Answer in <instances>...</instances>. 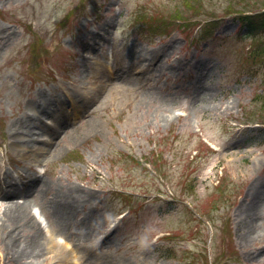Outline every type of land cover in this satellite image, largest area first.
<instances>
[{
	"label": "rangeland",
	"instance_id": "obj_1",
	"mask_svg": "<svg viewBox=\"0 0 264 264\" xmlns=\"http://www.w3.org/2000/svg\"><path fill=\"white\" fill-rule=\"evenodd\" d=\"M261 6L202 0L195 12L182 0H0V32L10 33L0 45V177L22 185L41 175L47 193L27 198L47 233L59 226L50 199L91 194L66 236L57 234L75 249L71 262L264 264V60L249 55L264 35L228 15ZM164 45L148 68L141 60ZM123 65L141 86L107 76L106 67ZM107 78L121 99L107 84L75 116L68 90L83 83L91 92ZM31 97L37 110L25 107ZM39 107L62 110L70 123L44 135L51 141L38 156L9 144L7 124L24 110L32 125H52ZM9 200L0 196V211ZM7 234L0 229V264H16L4 258Z\"/></svg>",
	"mask_w": 264,
	"mask_h": 264
},
{
	"label": "bare ground",
	"instance_id": "obj_2",
	"mask_svg": "<svg viewBox=\"0 0 264 264\" xmlns=\"http://www.w3.org/2000/svg\"><path fill=\"white\" fill-rule=\"evenodd\" d=\"M9 34L10 33H8L7 29L1 30L0 45L2 44L4 38ZM86 44H89V42H86ZM165 46L166 45L154 49V52L152 55H150V57L145 56L141 61L146 62L147 67L150 68V66L156 63L158 58L162 56ZM96 62H98V60H95L93 63L97 64ZM100 66L104 67L105 65L100 63ZM89 67L90 65L87 66V68ZM147 67L139 68V70H137V74L140 75L142 73H146ZM105 70L108 72L107 76H115L119 81L138 80V84L141 86L139 78L135 75H132L129 66H121L120 71H117L114 68L112 69V67H106ZM204 78L205 77L202 75L198 76L194 81V88L202 86V84H204ZM108 79L109 78L99 82L98 87H96L97 89L94 88L91 92H88V88L83 83L76 84L73 89L68 90V95L71 98L76 97L75 102H78V104L74 103L73 105L75 116L80 109H83L88 102L99 95L98 92L101 89L106 87L107 84L112 85L111 82H107ZM112 87L113 90L117 89L115 97L121 99V89L118 87L115 88L113 85ZM196 91L198 90L195 89V92ZM36 99L37 98L35 97H31L28 102H26L25 107L29 110H37V107L34 104ZM38 109L39 111L43 110L44 114L51 118L52 125L47 123H44V125L41 122L40 125L33 128L31 114L28 111L23 110L18 113L17 117L9 121L7 128L9 130L10 145L20 146V148L24 150L26 154H37L39 156L43 154L46 145L51 141L50 136L52 137L54 135H52L53 131L56 130L59 132L60 130L64 129L70 123V121L63 117L64 113L62 110L58 115L56 112L51 113L44 111L42 107H39ZM52 114H55V116ZM46 134H49L50 136L48 135L47 137H44ZM23 135L28 136V138H25ZM26 181L27 182H24L22 185H17L16 181H13L7 172H3L2 177H0L1 198H8V200L9 198H14L13 200L7 201V205H5L4 209L0 211V229L8 230L7 238H9L8 241H5L7 245L5 246L6 253L4 254V258L8 257L10 261L15 262L16 264H39L36 261L39 257H43V260H46L48 264H55L57 262L61 264H74V262H71V260L72 253L75 251V249L68 248L62 242H60L57 239V234L64 237L66 236L65 228L69 226L71 217L78 215L81 212L84 206L83 202L87 198L90 199L92 197L91 194L85 189H79L75 195L70 192L60 195L62 198L58 202L56 200L53 201V199H50L49 204L55 207L59 226L57 230H52L53 232L47 233L40 220L34 213H32L31 201L27 198V196L31 195L32 193L34 195H42L44 193L46 194V181L41 178L39 173L37 175H32V177L28 178ZM249 208L252 210L251 215H256L257 204ZM27 229L30 230V234L25 233ZM106 237L107 235L101 240L105 241L107 239ZM44 238L45 241H42ZM86 256L87 253L84 252L82 253L81 258H85ZM86 261L87 264H92V262H96L97 259L87 256ZM107 263L119 264L113 261H107Z\"/></svg>",
	"mask_w": 264,
	"mask_h": 264
},
{
	"label": "trees",
	"instance_id": "obj_3",
	"mask_svg": "<svg viewBox=\"0 0 264 264\" xmlns=\"http://www.w3.org/2000/svg\"><path fill=\"white\" fill-rule=\"evenodd\" d=\"M263 2V6L261 8H264V0H261ZM202 3V0H183V6H185L190 11H198V6ZM178 11L176 14V20L180 22L183 26L188 25L185 21V18L182 16L181 10ZM247 11L252 10H236L235 13L237 16V19L239 20V23L243 28H246V31L250 35H264V9L259 10L256 13H247ZM211 17H214V15H210ZM215 23V21L212 19V21H207L206 25L203 24L201 28H203L202 31L205 33V31L208 28V25ZM168 24V23H167ZM257 36V37H258ZM262 46V47H261ZM251 55L253 58L264 60V41L263 43H259L255 45V48L251 52ZM264 100V93L260 96Z\"/></svg>",
	"mask_w": 264,
	"mask_h": 264
}]
</instances>
